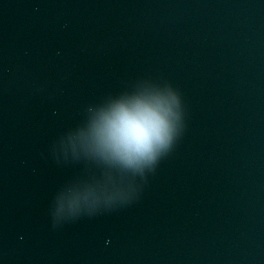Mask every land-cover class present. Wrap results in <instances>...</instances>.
Instances as JSON below:
<instances>
[{
    "label": "water",
    "instance_id": "water-1",
    "mask_svg": "<svg viewBox=\"0 0 264 264\" xmlns=\"http://www.w3.org/2000/svg\"><path fill=\"white\" fill-rule=\"evenodd\" d=\"M137 102L172 139L128 164ZM0 264H264V0H0Z\"/></svg>",
    "mask_w": 264,
    "mask_h": 264
},
{
    "label": "clouds",
    "instance_id": "clouds-1",
    "mask_svg": "<svg viewBox=\"0 0 264 264\" xmlns=\"http://www.w3.org/2000/svg\"><path fill=\"white\" fill-rule=\"evenodd\" d=\"M146 111L137 112L129 105L120 107L134 117L139 130L120 123L118 109L104 115L99 123L97 146L108 155L128 164L155 159L172 139L170 112L159 102H145Z\"/></svg>",
    "mask_w": 264,
    "mask_h": 264
},
{
    "label": "snow or ice",
    "instance_id": "snow-or-ice-1",
    "mask_svg": "<svg viewBox=\"0 0 264 264\" xmlns=\"http://www.w3.org/2000/svg\"><path fill=\"white\" fill-rule=\"evenodd\" d=\"M132 106L136 109L137 112L147 110V106L145 102H137ZM118 117L121 124L130 127L132 129H136L137 131L139 130V124L136 122L135 118L130 116L129 113L123 108H120L118 110Z\"/></svg>",
    "mask_w": 264,
    "mask_h": 264
}]
</instances>
